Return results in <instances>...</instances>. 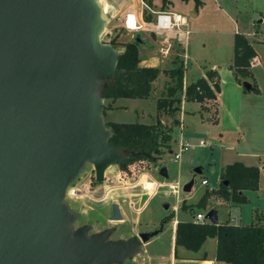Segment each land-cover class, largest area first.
I'll return each instance as SVG.
<instances>
[{"label":"water","instance_id":"obj_1","mask_svg":"<svg viewBox=\"0 0 264 264\" xmlns=\"http://www.w3.org/2000/svg\"><path fill=\"white\" fill-rule=\"evenodd\" d=\"M102 10L97 0H0V264H122L163 230L108 241L109 230L71 228L78 215L65 193L86 164L100 183L110 166L150 157L109 142L101 92L120 54L101 40ZM111 208L110 220L121 221L119 206ZM205 219L218 224L215 210Z\"/></svg>","mask_w":264,"mask_h":264},{"label":"rangeland","instance_id":"obj_2","mask_svg":"<svg viewBox=\"0 0 264 264\" xmlns=\"http://www.w3.org/2000/svg\"><path fill=\"white\" fill-rule=\"evenodd\" d=\"M97 1L101 6V1ZM118 1L123 11L128 6L137 10L139 5L138 0ZM169 1V12L186 17L190 32L188 39L178 41L173 34L150 30L140 32L146 42L140 48V58L154 59V67L164 72L174 68V58L178 55L183 61L184 83L187 85L204 77L209 70L217 71L220 79L217 101L201 104L182 102L180 111L172 116L159 113L156 100L165 96V86L171 82L163 73L153 83L151 98L118 99V104L128 108L111 113L109 117L113 121L155 124L157 117H160V121L172 129L171 149L165 150L154 162L140 157L126 162L125 166H110L105 172L104 181L100 183L95 181L92 165L86 164L65 193V203L71 212L78 215L71 226L73 233L82 227L88 228V236L109 230L108 241H125L151 233L163 225V230L157 236L140 244L139 254L122 264H171L174 225L176 227L179 221H193L197 213L206 215L210 210H215L220 223L232 225L250 224L253 221L264 224V169L262 171L261 168L258 190L243 193L247 198L246 204L223 203L211 197L205 207L198 206L205 192L218 188L224 166L234 162L257 166L258 157L264 159V0H200L197 9L193 0L188 5L182 0ZM154 5L153 12H163L165 9L160 3ZM147 11L152 18L147 28L153 29L154 14ZM141 16L144 20L143 12ZM103 19V42L126 43L132 40L134 35L124 31L119 17L105 12ZM236 34L248 39L256 52L248 69V77L231 69ZM167 42L174 45L164 55L162 50ZM113 48L119 54L124 50L121 44ZM244 82L255 87L256 92H246L242 87ZM106 103L109 100H104ZM174 121H178V124H174ZM181 143L189 144L188 150L174 161L173 155L178 152ZM144 150L149 152V144ZM149 153L155 157L152 151ZM163 167L167 171L166 178L160 175ZM199 167L202 173L194 174ZM191 179L194 180L193 187L189 193H184L183 186ZM202 180H207L208 184L202 185ZM73 189L79 194L70 197L68 193ZM174 189L178 191L177 194L173 192ZM164 203L168 204L167 209L163 208ZM112 204L119 206L121 221L110 220ZM166 217H170L169 222L162 223ZM215 244V239H208L199 254L192 256H212ZM182 251L179 248L176 256L179 257Z\"/></svg>","mask_w":264,"mask_h":264},{"label":"trees","instance_id":"obj_3","mask_svg":"<svg viewBox=\"0 0 264 264\" xmlns=\"http://www.w3.org/2000/svg\"><path fill=\"white\" fill-rule=\"evenodd\" d=\"M162 9L166 8L169 0H159ZM187 2L189 0H182ZM195 8L200 7V0H193ZM147 9L143 11L144 21L150 23L152 18L148 9L152 10L154 0H142ZM116 42V41H115ZM110 44L115 47L121 44L124 48L119 56L116 73L108 87L101 92L104 100L115 101L117 99H149L153 89V83L161 73L170 78V83L165 86V96L156 100V110L167 116H172L180 111L182 102L203 103L215 101L220 93V79L217 71L209 70L204 77L194 83L184 86L185 68L183 61L175 56L174 68L169 71H161L158 67H143L140 65V48L133 39L126 43ZM256 57L252 44L243 35L234 36L233 64L231 69L249 76L248 69L251 61ZM176 64V65H175ZM247 75V76H246ZM256 92V88L252 87ZM112 109L111 105L104 110ZM178 124V121H174ZM111 130L112 136L109 142L117 146L121 151H144L149 144V152L155 157H144L150 162L160 158L165 150L171 149L172 129L166 127L157 117L155 124L140 123H105ZM146 152V153H149ZM150 154V153H149ZM264 168V161L262 163ZM226 182L227 184H224ZM259 188V167L246 166L240 162L227 164L220 174V183L216 190L204 193L198 202L200 208L205 207L209 198L215 197L223 202H232L237 205L247 203L244 192L257 191ZM171 217V216H170ZM170 217L162 220L168 223ZM172 218V217H171ZM208 239L216 240V262L225 264H264V224L254 221L246 225H232L229 223L211 224L209 222L196 223L193 221H179L175 227L174 255L177 249L182 248L191 253L200 251Z\"/></svg>","mask_w":264,"mask_h":264},{"label":"built area","instance_id":"obj_4","mask_svg":"<svg viewBox=\"0 0 264 264\" xmlns=\"http://www.w3.org/2000/svg\"><path fill=\"white\" fill-rule=\"evenodd\" d=\"M146 7V6H145ZM154 14V20H153V29H148L147 28V23L142 19V16L140 15L137 16L134 13H129L126 14L123 22H122V27L124 31H126L129 34H134L136 32H145V31H151L154 33H160V34H173L175 37H178V41H181L182 39H185V41L188 39L189 36V28H188V21L186 17L176 14V13H171V12H162V11H157V12H152ZM174 43L172 42H167L165 45V48L162 50V53L164 55H167L170 52L171 46ZM201 145H204L203 142L200 143ZM189 144L187 143H181L178 152L174 153V161H177L180 159L182 153L186 152L188 150ZM202 185H207L208 182L207 180H202L201 181ZM176 187L178 188V185L176 184ZM175 190V189H174ZM68 191V190H67ZM175 194L178 193V191H173ZM69 196L74 197L79 194L77 191L74 189L69 191ZM193 222L196 223H204L208 222L205 219V215L201 213H197L193 217Z\"/></svg>","mask_w":264,"mask_h":264},{"label":"crops","instance_id":"obj_5","mask_svg":"<svg viewBox=\"0 0 264 264\" xmlns=\"http://www.w3.org/2000/svg\"><path fill=\"white\" fill-rule=\"evenodd\" d=\"M100 1H101V6L105 7V9L103 8V14L105 12H107L108 14L112 15V17H119V19L122 22H123V19H124L126 14L134 13L137 16L140 17L141 13L145 9H147V7H145L146 5L142 2V0H138L139 1V5L137 6L138 7L137 10H135L134 7L128 6L127 10H125V11H123V10H121V8H119V6L117 4V3H119L118 0L117 1L116 0H100ZM190 1L191 0L185 2L186 5H188V3ZM158 3H160L159 0H155L154 1V4H158ZM169 6H170V4L164 9V11L169 12V9H168ZM149 11H151V13L153 12L152 10H149ZM190 13H191V11H190ZM194 15H192V16H194ZM147 24H149V23H147ZM141 66H143V67H154L155 66V60L154 59L142 60L141 61ZM184 86H187V84L184 83ZM219 94H217L215 101H217V97H218ZM121 99H124V98H121ZM117 100H115V101L109 100V103L104 104V107H106L107 105H111L112 106V109L104 110L103 118H104V122L105 123H117V122L113 121L109 117V115L111 113L117 111V110L127 109L128 108L126 105L118 104ZM140 112H141V115L143 117L144 112L142 110ZM147 125H149V124H147ZM243 155H245V154H243ZM258 159H259V161H258L257 167L261 168V170L263 171L264 168H262V163H263L264 159L261 160L260 157H258ZM244 165H246V164H244ZM246 166H250V165H246ZM223 203H225V202H223ZM218 223H220L219 220H218ZM174 224H176V223H174ZM247 224H249V223H247ZM234 225H246V224H242V223H238L237 224V223H235ZM173 228H174L173 232L175 234V225H174ZM215 247H216V244H215ZM178 250H179V248L177 249V251ZM200 251H201V249H200ZM182 252L183 253H179V257L176 256V258H175V255H174V236H173V246L171 248V253H170L171 254V257H170V263L171 264H217L218 263V262H216L214 260L215 253L214 254L212 253V256H210V257L209 256L205 257V255H201V256L197 255L196 257H193L192 255L199 254V252L191 253V252H188V251H186L184 249H183ZM187 254H189V256Z\"/></svg>","mask_w":264,"mask_h":264},{"label":"flooded vegetation","instance_id":"obj_6","mask_svg":"<svg viewBox=\"0 0 264 264\" xmlns=\"http://www.w3.org/2000/svg\"><path fill=\"white\" fill-rule=\"evenodd\" d=\"M131 152H134V151H127V150H124V153L125 154H130ZM138 152V151H137ZM138 239H139V236H138V238H134V240L135 241H138ZM151 239V238H150ZM149 241V240H148Z\"/></svg>","mask_w":264,"mask_h":264}]
</instances>
